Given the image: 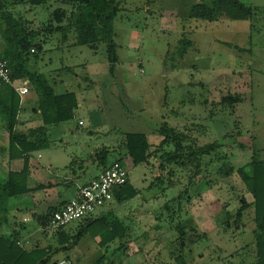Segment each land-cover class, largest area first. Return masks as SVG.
<instances>
[{"label":"rangeland","instance_id":"obj_1","mask_svg":"<svg viewBox=\"0 0 264 264\" xmlns=\"http://www.w3.org/2000/svg\"><path fill=\"white\" fill-rule=\"evenodd\" d=\"M199 1L119 0L122 12L114 20L118 62L113 74L104 45L95 52L75 46L74 36L66 43L57 33L37 36L35 42L43 43V51L31 56V68L44 74L57 94L74 93L79 107L73 120L49 127L51 146L32 155L31 165L38 172L32 174L29 187L61 182L84 170L91 177L97 167L82 161L96 150L105 147L115 151L110 156L114 161L126 133L145 134L152 144H158L162 140L159 131L168 124L190 135L199 146L216 141L223 144L200 157L201 178L182 196L189 223L204 236L195 237L196 243L185 252L188 262L256 264L253 211L246 213L240 231L223 229L227 212L238 210L241 198L248 203L253 198L238 175L223 179L217 170L228 164L247 166L255 152L264 160V0H239L252 8L250 20L224 17L212 23L189 19L192 6ZM60 8L65 7L49 3L18 7L17 11H22L32 30H41ZM183 50H187L185 56ZM224 99L229 102L223 103ZM32 100H36L33 90L24 104L31 105ZM28 108L31 111L32 106ZM30 111L21 117L24 122L35 121ZM2 130L0 127V144L5 140ZM71 162L72 169L64 170ZM55 163H64L63 169H56ZM124 168L138 197L103 208L132 226L135 242L128 257H119L117 264L121 260L123 264H175L172 242L179 232L163 206L179 196L184 186L168 187L166 177H160L165 174H161L158 162L154 168H145L125 160ZM10 169L12 163L5 159L1 171L5 174ZM83 181L79 178L78 185ZM48 192L9 202L12 223L30 219L25 222L23 242L58 246L56 230L50 228L44 234L33 218L34 213L46 210L35 202L41 198L48 201ZM12 227H4L2 233H10ZM97 241L90 235L84 238L70 253L71 261L95 264L103 254ZM66 257L61 252L54 258L61 262Z\"/></svg>","mask_w":264,"mask_h":264},{"label":"trees","instance_id":"obj_2","mask_svg":"<svg viewBox=\"0 0 264 264\" xmlns=\"http://www.w3.org/2000/svg\"><path fill=\"white\" fill-rule=\"evenodd\" d=\"M49 3H56L65 8L58 9L41 30H32L30 23L24 22L22 11H17L18 7H40ZM121 12L119 0H0V56L8 62L13 80L26 82L37 97L31 105L23 104L22 98L12 88L0 86V127L7 134L5 140L8 158L10 161L23 160V168L18 172L10 171L4 174L0 167V264H74L70 253L89 235L98 239V249L103 252L95 264H117L116 259L119 257H128L131 245L135 242L132 226L113 211L104 215L95 213L60 228L54 234L58 246L53 247L50 244L42 246L37 242H23L25 222L14 221L11 224L9 206L12 199L32 196L39 192L56 189L67 192L80 191L77 180L88 173L84 170L80 174L74 173L71 178L65 177L61 182L40 184L33 189L29 187L32 155L51 146L49 127L73 120L79 107L74 93L57 94L46 76L31 68V56L37 57L43 51V43L35 42L37 36L42 33H57L65 43L74 36L75 46H86L95 52L104 45L113 74L118 62L114 20ZM252 16V8L239 0H200L192 6L189 19L212 23L224 17L233 21H247ZM186 53L187 50L181 52L182 56ZM228 102L229 99L223 100V103ZM28 106H32L31 111ZM29 111L31 115L38 117V122H42L41 126L34 120L21 121V117ZM159 135L162 136L161 142L152 144L145 134L126 133L116 160L110 159L115 151L104 147L96 150L82 163L91 162L97 167V171L104 172L114 162L124 167V161L129 160L134 167L145 168H154L158 162L161 174H165L160 177H166L168 187L177 188L183 185L184 189L179 196L166 201L163 209L171 219L174 230L179 232V237L172 242L175 264H190L185 252L196 243L195 237L202 239L204 236L199 233L194 223H189L190 216L182 196L201 178L200 157L210 155L223 144L216 141L199 146L190 135L171 128L168 124L160 129ZM169 147L173 149L168 151ZM2 151L0 146V153ZM72 164L73 162L64 167V170H71ZM234 174L238 175L245 185L253 202L248 203L245 198H241V207L235 212H227L228 219L223 224V229L240 231L244 228L243 219L246 213L252 210L256 264H264V160L258 159L255 152L247 166L237 168L228 164L217 170V175L223 179ZM113 194L112 203L122 205L136 199L139 192L129 179L125 185L114 189ZM61 207L52 206L42 213L33 214L41 232L47 234L53 214ZM16 216L14 220L17 219ZM76 222L79 223L76 228L70 227ZM10 226H13L10 233L1 232L4 227ZM61 252L67 254V257L59 262L54 257ZM118 264H123V261Z\"/></svg>","mask_w":264,"mask_h":264},{"label":"built area","instance_id":"obj_3","mask_svg":"<svg viewBox=\"0 0 264 264\" xmlns=\"http://www.w3.org/2000/svg\"><path fill=\"white\" fill-rule=\"evenodd\" d=\"M0 86H9L21 98L29 94L26 82L13 80L8 62L0 56ZM83 125V122H80ZM129 181V174L118 162H114L96 179L82 187L78 196L56 211L52 218L50 228L56 231L97 213L100 209L110 205L114 199L113 191ZM24 222L30 221L29 218ZM22 245V243H21ZM62 262L61 264H65Z\"/></svg>","mask_w":264,"mask_h":264},{"label":"crops","instance_id":"obj_4","mask_svg":"<svg viewBox=\"0 0 264 264\" xmlns=\"http://www.w3.org/2000/svg\"><path fill=\"white\" fill-rule=\"evenodd\" d=\"M30 91H31V89L29 88V93H30ZM29 94H27L26 96H24L23 98H22V102H23V104H24V99L28 96ZM36 100H37V97H36ZM36 100H32L31 101V104L32 103H34ZM34 119H35V121H39L38 120V117H34ZM21 121H23L22 120V118H21ZM80 122H82V121H80ZM31 125V124H30ZM83 125H84V122H83ZM3 132V135L2 136H6L7 134H6V132L4 131V130H2ZM1 135V134H0ZM4 139H6V137L4 138ZM5 142H6V140H4ZM0 146H2V148H3V151H2V153H0V167H2V165H3V161L6 159V161L9 163V164H11L12 163V168L13 169H10L8 172H10V171H15V172H18V171H21V169L23 168V160L22 159H20V160H14V161H10L9 160V158H8V154H7V142L5 143V144H0ZM51 166H53L54 167V164L51 162ZM55 168L56 169H58V170H60V169H63V166H64V163H62V164H56L55 163ZM68 166V165H67ZM64 167H66V166H64ZM92 169V168H91ZM58 170H57V173H59L58 172ZM7 172V173H8ZM36 172H38V168L37 167H32V165H31V163H30V178L32 177V174L33 173H36ZM88 172V171H87ZM96 173L93 175V176H91V177H87V175L88 174H86L85 175V177H82L83 178V183L82 184H79L78 185V183H77V185H78V189L80 190L83 186H85V185H87L88 183H90L92 180H94L96 177H98L102 172H99V171H95ZM61 175H63L62 173H61ZM57 177H60V176H57ZM64 177V176H63ZM62 177V178H63ZM30 178H29V181H30ZM62 178H58V179H62ZM50 182H52V181H50ZM49 183V182H48ZM44 184H47V183H44ZM78 193H79V191H73V192H67V191H63V190H59V189H56V190H50V192H48L47 194H46V197L47 196H50V198L48 197V201H47V199H45V200H43L42 198H41V200H39V201H36L35 202V206H39V205H41V206H46L45 208L47 209L48 207H52V206H63V205H65L67 202H69V201H71L72 199H74V198H76L77 196H78ZM36 195H38V193H36V194H34V196H36ZM69 195H71V196H69ZM41 197V196H40ZM70 197V198H69ZM43 202V203H42ZM112 204H115L114 202L113 203H111L110 205H108V206H106L107 208L108 207H110ZM22 211V209L21 208H19L18 210H17V214H19L20 215V212ZM99 212V213H98ZM97 213H98V215H104V214H106V213H110L111 211H110V209H107V210H104L103 208L102 209H100L99 211H98ZM96 213V214H97ZM12 214L13 213H11L10 214V216H12ZM16 216V214L14 215V217ZM17 217V216H16ZM10 222H11V220H10ZM11 224H12V222H11ZM1 232H2V230H1ZM98 242V241H97ZM97 242H96V245H97Z\"/></svg>","mask_w":264,"mask_h":264}]
</instances>
